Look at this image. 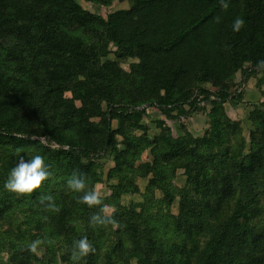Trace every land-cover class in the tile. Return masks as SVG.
<instances>
[{"label":"trees","instance_id":"obj_1","mask_svg":"<svg viewBox=\"0 0 264 264\" xmlns=\"http://www.w3.org/2000/svg\"><path fill=\"white\" fill-rule=\"evenodd\" d=\"M83 1L98 6L130 1L131 6L104 19L75 0H0V149L37 150L56 178L67 182L76 173L86 184L66 198L51 195L54 209L46 202L17 226L20 233L25 226V231L43 234L39 246L44 258L33 256L27 248L30 242L16 236L10 240L21 256L16 264H73L71 245L85 236L95 251L79 264H264V254L258 251L263 239L251 232L253 220L264 215V123L253 122L252 148L243 156L238 146L241 130L223 109L243 98L242 92L235 98L229 93L238 72L244 84L264 72L259 63L264 61V0H229L226 10L218 0ZM238 16L245 25L234 32L232 22ZM110 46L115 61H106ZM125 59L137 61L133 77L140 94L135 96L120 87L125 78L118 62ZM243 64L250 67L242 69ZM80 79L91 89L76 98L80 106L72 100L57 103L56 96L69 92ZM203 85L217 91L210 93ZM143 104L162 111L171 122L210 106L209 129L203 137L174 139L158 125L166 133L150 139L147 128L131 125L145 112ZM134 130L141 136H134ZM259 131L263 133L257 145ZM146 150L153 163L135 167ZM106 154L114 164L106 177L116 176L118 184L110 187L107 199L89 207L80 197L97 183L92 177L95 162ZM184 159L189 173L180 193L186 213L155 217L144 195L140 205L116 209L115 242L105 252L101 237L89 233L90 217L102 211L105 202L117 208L122 195L136 192L134 179L150 174L148 188H161L160 207H169L173 198L163 179L184 168ZM227 211L228 217L221 219V212ZM40 212L45 226L39 225ZM77 221L79 225H73Z\"/></svg>","mask_w":264,"mask_h":264},{"label":"rangeland","instance_id":"obj_2","mask_svg":"<svg viewBox=\"0 0 264 264\" xmlns=\"http://www.w3.org/2000/svg\"><path fill=\"white\" fill-rule=\"evenodd\" d=\"M84 10L106 18L110 13L127 10L131 6L130 1L117 2L114 1L108 6H98L84 2L83 0H75ZM110 54L108 55L106 61H115L113 53L115 48L110 46ZM119 68L123 72L124 81L121 82V89L124 93H130L131 96H135L139 93V86L135 85L134 80V69L136 68L137 61L134 59H125L118 62ZM250 66L248 64H243L242 69H248ZM202 88L207 90L210 93L217 91L216 88H212L209 85H203ZM195 93L198 91L193 90ZM91 92V89L80 79L77 81L76 85L63 95H57L55 100L57 103H63L66 100L74 101L77 107L80 106L79 102L76 100L80 95L88 94ZM242 92L243 98L241 101L232 100V102L225 104L223 106L224 113L226 117L233 123H236L241 130L238 146L239 150L242 152L243 156H248L252 148L250 133L255 131L253 122L264 123V72H258L254 75L246 84L242 83L241 74L238 72L231 83L229 84V93L232 94L235 98L238 93ZM201 98H204L202 95ZM203 103H201L202 105ZM141 109H144V113L140 118H133L131 125L132 126H143L148 129L147 135L150 139H154L160 134H165L166 132L162 128H158V125H162L165 129H168L169 134L174 139L179 137H191L198 138L203 137L206 131L209 129L208 119L206 117L207 113L210 111V106L206 108V111L195 113L189 119H180V122H171L165 119L162 111L157 110L153 106L143 104ZM94 123H99L97 119L93 120ZM112 131H116L117 125L115 122L111 123ZM32 131H37L36 129H31ZM262 131H259L256 134V143L259 145L261 143ZM142 134L141 131L134 130L133 135L140 137ZM33 139L40 142L44 147H50L51 149H56L55 146L46 143L43 138L33 137ZM116 140L119 143V149H123V141L120 137L116 136ZM38 154L37 150H22V151H12L8 148L0 149V264H16L20 263L21 256H17L14 250L11 248L10 240L16 236L23 237L28 240V242L34 240L42 239L43 234L38 231H25L26 227L23 226L22 230L24 233H20L17 230V226L23 225L24 220L33 215L34 213L41 211L43 205L39 203L37 198L41 196L52 195L57 198H66L67 196L72 195L75 191L67 187L66 181L58 179L55 177L52 172V176L48 180L44 181L41 188L33 191L27 198L18 197L15 194L7 192L4 187V181L6 180L8 173L15 166L17 160L23 156L25 159H31L34 155ZM98 166L93 173V178L98 180L92 186L91 191H95L100 201L107 199L110 195V187L118 184V179L116 176L112 180L107 179V173L114 168L112 159L108 154L104 155L101 160L95 162ZM153 163V156L150 150L144 151L140 155V159L135 162L134 166H143L144 164ZM184 163V168L176 171L175 176L170 178L165 176L163 179L164 184L170 195L173 198V203L169 207L162 206L160 204L163 201V194L161 188L151 186L149 187V181L153 178V175L150 174L147 178H135L134 183L136 187V192L134 194L122 195L118 201V207L112 205L113 202L103 203L104 208L109 210L108 218H110L113 223H106L102 227L98 224L91 223L89 225V233L92 231V236L100 238L102 244L105 246V252L108 251L106 247L115 242L114 233L116 230V222L119 220V212L116 210L118 208H130L133 205H140L143 203V196L147 195L148 199L151 200L152 204L149 206V213H152L155 217L161 215L179 217L181 213H186L188 208L183 207L184 203L183 196L180 191L185 187V181L188 176V161L183 160L180 162ZM140 173H143V168L140 169ZM90 191V190H89ZM194 198H197L196 196ZM47 201H45L46 203ZM109 203V204H108ZM114 204V203H113ZM261 206L264 208V197L260 200ZM135 213L139 212V208H134ZM230 212V210H229ZM229 212H221V219H226L229 215ZM41 221L39 225L45 226V217L41 215ZM98 215L104 216L105 211L97 209ZM186 215V214H185ZM167 223V222H166ZM48 225V224H47ZM73 225H79V221L73 223ZM56 230H60L58 225L54 226ZM251 232L253 237H260L263 239L261 242L262 247L258 249L261 254H264V215L260 219L253 220L251 224ZM62 240V237L57 240ZM55 242L54 245L57 244ZM100 243V241H99ZM260 246V245H259ZM56 250L59 249V246L56 245ZM175 250V249H173ZM177 251H173L174 254H177ZM16 255V257H15ZM59 255V254H58ZM33 256H37L40 260L44 258L43 248L38 247L37 252L33 253ZM16 259V261H15ZM34 264V262H31ZM58 264H61L58 262ZM129 264H136L135 260H130Z\"/></svg>","mask_w":264,"mask_h":264},{"label":"clouds","instance_id":"obj_3","mask_svg":"<svg viewBox=\"0 0 264 264\" xmlns=\"http://www.w3.org/2000/svg\"><path fill=\"white\" fill-rule=\"evenodd\" d=\"M221 9L226 10L229 7V0H218ZM245 25V20L242 17H236L232 22V30L234 32L240 31ZM259 63L264 64V61ZM50 166L45 162L42 155L36 154L31 159H25L21 156L15 166L10 170L6 180L4 181V189L18 197L27 198L33 191L41 188L44 181L48 180L52 176V172L49 170ZM67 187L75 192H80L85 189V179L83 176L74 173L67 180ZM40 204L44 205L45 201L48 203L45 205L48 208H55L52 203L53 197L51 195L39 196L37 198ZM80 202L88 205L100 204V199L95 191L84 192V195L80 197ZM105 215H93L90 217V223L104 225L106 223H113L108 218L109 210L103 209ZM42 243L40 240L31 241L27 248L28 251L36 253L39 245ZM95 249L92 247L88 238L82 237L78 240L73 241L71 245L70 260L73 264H79L82 258L87 257L90 253H93Z\"/></svg>","mask_w":264,"mask_h":264}]
</instances>
